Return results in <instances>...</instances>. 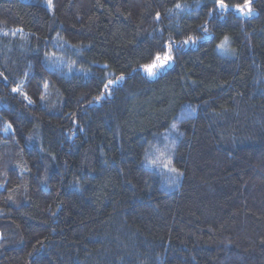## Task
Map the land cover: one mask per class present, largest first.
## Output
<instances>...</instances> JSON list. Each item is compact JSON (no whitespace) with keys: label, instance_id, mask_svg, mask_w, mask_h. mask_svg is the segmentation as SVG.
<instances>
[{"label":"trees","instance_id":"obj_1","mask_svg":"<svg viewBox=\"0 0 264 264\" xmlns=\"http://www.w3.org/2000/svg\"><path fill=\"white\" fill-rule=\"evenodd\" d=\"M46 2L0 0V264H264V0Z\"/></svg>","mask_w":264,"mask_h":264},{"label":"snow or ice","instance_id":"obj_2","mask_svg":"<svg viewBox=\"0 0 264 264\" xmlns=\"http://www.w3.org/2000/svg\"><path fill=\"white\" fill-rule=\"evenodd\" d=\"M214 4L215 7L213 9V12H209V17L212 18L214 13L217 17L219 18H223L224 14L226 12H228L231 8L232 11L237 12L239 15L245 17V18H251L254 15H256V13L254 12L253 8H252V0H243V3L241 4H234V5H229L228 3H226V0H214ZM46 7L48 8H52L53 7V3L52 0H47L46 2ZM177 9L181 8L180 4L176 5ZM157 19H159V14H157ZM201 30L203 33H205V35H203L202 37H200V39L202 40H208L211 37V33L209 32V29L206 26H201ZM22 31V30H20ZM5 35H7V33H5ZM189 41H191L192 44L196 43L195 39H192L191 37H189V39L184 40L182 43L184 45H188ZM229 42V37L225 36L223 42H221L220 45H218V48L223 50L225 49V46L228 44ZM175 46L174 42H170L168 45H161L162 49H166L163 53V56H161L159 53H157L153 60L152 63L149 65H145L142 66L143 70L145 71L146 76L149 79H154L161 70H163L166 66L167 67H171L173 62H174V57L171 55V51L172 48ZM0 76H3L2 73H0ZM4 81H7L8 77L4 76L3 77ZM124 77L121 76L119 78V81H123ZM119 81H112L109 80L107 82V84H103L102 86L108 90L109 89V85L113 84V83H117ZM47 84L44 85V88H47ZM13 92L16 93H21V89L20 88H13L12 89ZM25 97V99H28L27 94L26 93H22ZM111 94V92H109V95ZM41 99H44V97H41ZM97 99H102V97H97ZM32 101L29 100V103H31ZM191 111H195V109H191ZM170 128L174 131H178V124L177 122H173L170 125ZM7 130V129H6ZM161 157H164L163 159L160 157H157L156 159H149L147 154L145 156L146 161L153 165L154 167L158 166V167H163L165 169H167L169 172L171 173H175L177 179L183 175V173H181L175 166H173L172 164V160H171V156L170 154L167 153H161Z\"/></svg>","mask_w":264,"mask_h":264},{"label":"rangeland","instance_id":"obj_3","mask_svg":"<svg viewBox=\"0 0 264 264\" xmlns=\"http://www.w3.org/2000/svg\"><path fill=\"white\" fill-rule=\"evenodd\" d=\"M229 49V46L228 45H226L225 46V49H223L224 51H227Z\"/></svg>","mask_w":264,"mask_h":264}]
</instances>
